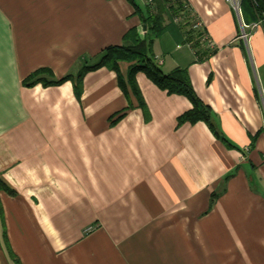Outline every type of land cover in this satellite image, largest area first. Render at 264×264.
Returning a JSON list of instances; mask_svg holds the SVG:
<instances>
[{"label":"crops","instance_id":"0c3cea01","mask_svg":"<svg viewBox=\"0 0 264 264\" xmlns=\"http://www.w3.org/2000/svg\"><path fill=\"white\" fill-rule=\"evenodd\" d=\"M233 1L168 0L152 46L164 73L187 70L230 149L205 123L178 126L190 102L142 73L149 122L105 68L79 99L72 81L23 84L143 38L127 0H0V180L14 192L0 191V264H15L8 247L19 264H264V28ZM197 31L214 42L202 61Z\"/></svg>","mask_w":264,"mask_h":264},{"label":"trees","instance_id":"16d2710c","mask_svg":"<svg viewBox=\"0 0 264 264\" xmlns=\"http://www.w3.org/2000/svg\"><path fill=\"white\" fill-rule=\"evenodd\" d=\"M127 2L133 7L135 15L138 16L141 24L146 28V35L143 38L139 36L137 29H131L124 36L122 46L107 47L95 62H83L75 77L66 76L56 80L51 70L41 69L30 75L23 81V84L26 87L41 85L48 88L72 81L74 93L79 99L83 90L84 77L88 73L105 68L116 74L118 86L122 93L128 100L130 95L134 97L136 107L141 110L144 120L149 122L150 113L136 82V76L142 73L159 90L170 96L184 97L190 102L191 109L177 118L178 126L205 123L214 136L220 139L226 147L234 149L235 147L218 130L212 110L195 93L187 70L177 68L166 74L162 71L153 53L154 40L160 38L166 32L165 17L170 13L167 9L168 0H150L144 8L136 0H127ZM240 9L243 20L247 25L260 23L264 28V0H240ZM201 36H203V33L197 31L194 35H189L186 42L193 43V46L197 48L200 45ZM202 54L204 57H200V61L209 57L208 52H202ZM122 63L128 64L126 75L121 73L120 65ZM122 117L120 116L112 121L111 124L117 123ZM226 180L227 178L224 179V181ZM0 191H4L11 196L14 195V192L2 180H0ZM8 250L14 263L19 264L9 247Z\"/></svg>","mask_w":264,"mask_h":264},{"label":"rangeland","instance_id":"374dc122","mask_svg":"<svg viewBox=\"0 0 264 264\" xmlns=\"http://www.w3.org/2000/svg\"><path fill=\"white\" fill-rule=\"evenodd\" d=\"M233 3H234V5L237 8L239 6L240 0H234ZM258 26H261V24L260 23H257V24L255 23V24H253V26H252L253 28L252 29L254 30ZM248 37H249L248 32H246V34L244 33L242 35V38L245 39V40H247ZM200 42L203 43V44H206L207 46L210 45L211 48H210V51L208 53L209 55H211L212 53H214V42L212 41V39H211V37L209 35H204L203 34V36L200 37Z\"/></svg>","mask_w":264,"mask_h":264},{"label":"built area","instance_id":"2783aa9c","mask_svg":"<svg viewBox=\"0 0 264 264\" xmlns=\"http://www.w3.org/2000/svg\"><path fill=\"white\" fill-rule=\"evenodd\" d=\"M195 28H198V25H196ZM204 35H205V34H204ZM209 46H210V45H209ZM89 231H90V230H87L86 233L89 232Z\"/></svg>","mask_w":264,"mask_h":264}]
</instances>
